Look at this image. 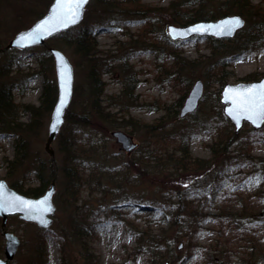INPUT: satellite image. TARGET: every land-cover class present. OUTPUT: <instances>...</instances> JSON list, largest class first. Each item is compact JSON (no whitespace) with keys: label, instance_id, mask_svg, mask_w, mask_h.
Instances as JSON below:
<instances>
[{"label":"rangeland","instance_id":"1","mask_svg":"<svg viewBox=\"0 0 264 264\" xmlns=\"http://www.w3.org/2000/svg\"><path fill=\"white\" fill-rule=\"evenodd\" d=\"M52 1L0 0V43L6 44L15 33L34 22L36 14L43 15ZM142 1L154 10L141 13L126 4L124 12L118 13L122 7H113L110 14L88 3L84 19L78 24L88 23L93 28L100 50L98 58L102 63L108 61L112 67V72L102 74L104 94L99 102L107 106L106 110L112 112V120L116 121V126L111 127L94 119L79 130L83 135L89 134L85 140L93 138L95 146L106 156L104 162L108 159L110 166L125 167L126 171L123 170L119 179L107 181L106 187L95 182L90 186L84 184L80 203H90L95 213L93 229L88 232V244L84 248L72 237L58 233L67 224V214L60 212L56 201L60 187L56 178L57 210L50 228L42 232L47 264H150L151 254L144 251L135 233L146 229L152 236L162 237L159 242L162 248L157 250L163 260L160 264H264V124L255 129L246 122L238 132L240 142L224 146L222 154L214 155L211 148L229 126L220 101L221 89L226 83L252 81L264 74V45L245 48V34L220 40L214 46L206 36L177 40L173 45L165 38L168 24H177L174 18L179 7L173 5L192 7L195 5L190 3L195 0ZM222 1L204 0L208 9L217 8ZM251 2L264 6V0ZM109 16L122 20L120 23L113 19L105 21ZM100 17L104 22L97 23ZM253 33L251 29L250 34ZM56 35L43 45L13 54L12 69L17 79L15 102L38 105L46 78L56 79L54 60L47 49L51 45L61 49L74 66L72 101L77 92L74 111L79 112L82 105L89 106L91 102L86 93L87 62L74 46ZM7 57L8 54L0 56L1 71L6 69ZM251 74L257 78L248 79ZM197 79L204 84L202 97L197 108L181 118L179 109ZM126 80L136 83L133 99L124 94ZM50 114L51 111L42 116L43 127L27 138L29 153L13 169L11 180L37 184L30 171L36 161H49L45 141ZM160 117H164L160 132L173 130L178 135L174 146L180 145L184 138L192 155L210 159V166L173 172L170 168L148 171L141 163L128 164L127 160L140 157L139 147L154 144L145 126L135 127L132 123L151 124ZM21 120H29L28 114H23ZM117 129L137 143L134 149L127 151L121 147L112 134ZM15 138L13 131H0V177H6L7 161L14 157ZM52 146L58 168L63 156L57 150L56 139ZM84 167L89 169L88 164ZM170 196L173 201L186 198L200 206L202 214L195 229L174 223L175 215L170 217L172 214L166 213L172 206L168 202ZM37 228L35 223L24 221L18 215L9 217L8 229L19 235L21 244L8 264H26ZM4 241L0 227V257H4ZM250 250L257 255L250 257Z\"/></svg>","mask_w":264,"mask_h":264},{"label":"trees","instance_id":"2","mask_svg":"<svg viewBox=\"0 0 264 264\" xmlns=\"http://www.w3.org/2000/svg\"><path fill=\"white\" fill-rule=\"evenodd\" d=\"M91 4L101 7L103 13L110 14H112L113 7H122L121 10L118 9V13L124 12L126 7H128L126 4H131L133 11H139L141 13H146L151 8V6L145 4L142 0H91L89 5ZM190 4L195 6L182 7L179 4L173 5V7H179L177 9L179 13L175 15L174 18L177 24L183 25L198 20L214 19L235 12L247 17L245 27L236 34V36L242 34L246 35L243 46L248 49H253L260 45H264V6L255 5L251 0H224L219 2V6L215 9H211L212 7L208 9L209 7H206L207 5L204 0H195ZM150 10H154V8ZM40 16L41 14L38 13L35 15L34 19L36 20ZM101 19V17L97 19L100 20L97 23L104 22H101ZM112 19L119 23L122 20L119 17L112 18L109 16L105 21ZM251 29L254 31L253 34H250ZM56 37H61L66 44L74 46L77 54L86 60V66L89 71L86 93L89 99H91L90 105H82L79 112L74 111V103H76V99L78 100V94L77 92L75 93V97L73 101H71L70 107L66 113V121L56 139L57 150L63 156L62 164L58 168L55 166V157L54 159L50 157L49 161L38 160L34 163L35 166L31 169L32 172L30 171L31 174L33 173L34 178H36V185H26L25 180L22 182L11 180L13 169H17L29 153L27 138L33 133H36L39 128L43 127L42 116L48 115L55 104L57 98V84L55 78L48 77L45 80L40 103L38 105L33 103L17 104L14 98V91L17 89V79L14 78L15 75H13L12 67L15 64V57H13V54L18 53L20 49L11 48L3 52L0 51V56L8 54L4 63L6 69L0 70V131L8 130L16 134L14 141V157L7 161L8 170L6 178L16 190L27 195L38 196L45 192L56 175V178L58 177L60 182V187L56 193V201L60 212L67 214L65 217L67 224L65 228L62 227V229H59L58 233L60 235L66 234V237H72L73 240L84 248L88 244L87 235L88 232H91L93 229L92 219L95 217L90 203H80V201L82 202L81 193L84 184L90 186L92 182H95L98 185L100 184L106 187V185L109 184L108 182H112L114 177L119 179L121 176L120 174H123V170H126L124 169L125 167L118 168L116 166H110L108 159L107 163L106 161L104 162L106 156L100 152L99 147L95 146L93 138L85 140L84 138L88 137L89 134L86 132L87 135H83L79 130L93 123L92 121L94 119L105 122L111 127L112 125L116 126V121L114 119L112 120V112L106 110L107 106H101L99 102L101 101V96L104 94L102 74L112 72V67L108 61L102 63L98 58L100 50L98 49V43L93 28L86 23L82 26L78 25L77 27H72L63 31L57 34ZM165 38L173 45L177 44V41L168 38L166 35ZM233 38L209 37L213 46L221 42L220 40H232ZM4 45V42L0 43V47ZM47 52L46 50L45 53ZM248 77V79L257 78L255 74H251ZM135 84L136 83H131L129 80H126L124 84V94L130 99H133ZM26 113L29 116V120H21L23 114ZM178 115L181 117L179 112ZM181 118L180 120L182 121ZM163 119L164 117H160L155 123L151 124L139 121L132 123L135 127L137 125L141 127L145 126L144 128L146 131L152 136V139H154V144L151 146L150 143H148L146 146L139 147L138 152L140 157L129 159L127 163H141L146 166L148 171H157L160 168L166 170L170 168L173 172L196 171L210 166V159L192 155L189 146L183 142L184 138L181 140L180 145L177 144L174 146L175 143H173V141H176L178 135H176L173 130L169 132H164L162 130V132H160L161 127L163 128L164 125L162 123ZM225 120H227L229 125L227 131L224 132L225 134L220 133L219 141L211 145L214 155L222 154L224 146L226 148V145L240 142L238 132L235 131V128L233 129L231 122L227 118H225ZM196 122H198V120H196ZM79 136L82 137L79 138ZM85 145L88 146L85 147ZM242 149L245 150L246 146L243 145ZM85 164L89 165V169L84 167ZM168 199V202H171L170 205L172 206L166 213L172 214L170 217L175 215L174 223L178 225L181 224L182 227L187 225L190 229H195L199 222V215L202 214L200 206L192 203V200L189 201L186 198L179 197L176 201H173L170 196ZM167 204L168 203H166V205ZM247 227H250V225ZM44 230L43 228H37L38 234L35 241L30 245L28 250L30 254L28 255L26 264H47V246L42 233ZM135 233L138 239H140V245H143L142 248L144 251L151 254L150 264L162 263L161 261L163 260L159 258L158 255L160 254L159 251H157L162 248L159 243L162 237L157 236L156 238L152 236V233L147 229L141 233H139V231H135ZM249 255L250 257H255L257 253L250 250Z\"/></svg>","mask_w":264,"mask_h":264},{"label":"water","instance_id":"3","mask_svg":"<svg viewBox=\"0 0 264 264\" xmlns=\"http://www.w3.org/2000/svg\"><path fill=\"white\" fill-rule=\"evenodd\" d=\"M89 2L90 0L83 2L79 9L75 10L76 14L74 17L69 16L66 22H61L64 11L58 8L57 0H53L42 16L37 18L29 26L15 33L4 46L0 47V51H5L9 48L26 49L45 44L50 37L80 24L84 19ZM234 17H239L242 23L236 24L233 21ZM245 24L246 19L244 16L238 13H232L215 19L198 20L183 25L170 23L167 26V34L172 40L186 39L194 35L233 38ZM38 25L42 26L40 34L30 35V33H34ZM197 28L199 30H194ZM47 49L54 60L57 98L50 114L45 150L54 159L55 150L52 143L55 141L66 120V113L73 97L74 66L68 56L58 47L49 45ZM261 85H264V74L256 80L226 83L223 86L220 92L223 113L232 122L236 132L240 131L245 122L249 123L255 129L262 127L264 124V118L249 119L246 113H238L236 111L240 98L248 90L254 92L261 91ZM203 88L204 84L201 79H197L193 83L184 103L180 107V116H185L197 108L203 94ZM112 134L121 143V147L127 151H131L137 145V143L133 142L130 135L121 129L114 130ZM55 193L56 175L45 192L38 196L24 194L10 185L6 177H0V227L2 235L5 237L4 257H0V264H8L16 255L21 244L19 235L8 229L9 217L11 215H18L24 221L33 222L38 227L49 228L54 221V215L57 210L54 201ZM21 201L27 203H21Z\"/></svg>","mask_w":264,"mask_h":264},{"label":"snow or ice","instance_id":"4","mask_svg":"<svg viewBox=\"0 0 264 264\" xmlns=\"http://www.w3.org/2000/svg\"><path fill=\"white\" fill-rule=\"evenodd\" d=\"M83 2H86V0H57L58 8L64 11L61 22H66L69 16L74 17L75 10H78ZM233 21L236 24L242 23L239 17H234ZM41 30L42 26L38 25L34 33H30V35H39ZM194 30H199V28ZM260 89L259 92L248 90L238 101L236 111L246 113L249 119L264 118V85H261ZM21 203L27 202L21 201Z\"/></svg>","mask_w":264,"mask_h":264},{"label":"bare ground","instance_id":"5","mask_svg":"<svg viewBox=\"0 0 264 264\" xmlns=\"http://www.w3.org/2000/svg\"><path fill=\"white\" fill-rule=\"evenodd\" d=\"M13 49H17V48H13Z\"/></svg>","mask_w":264,"mask_h":264}]
</instances>
